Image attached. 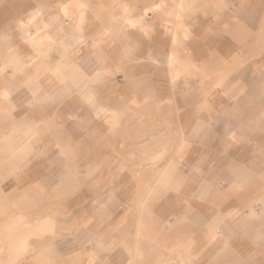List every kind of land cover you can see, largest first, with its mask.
Masks as SVG:
<instances>
[{
    "label": "crops",
    "instance_id": "0c3cea01",
    "mask_svg": "<svg viewBox=\"0 0 264 264\" xmlns=\"http://www.w3.org/2000/svg\"><path fill=\"white\" fill-rule=\"evenodd\" d=\"M196 2L167 22L172 0H0V177L5 162L24 174L0 179V220L31 218L20 209L33 187L51 190V156L88 134L140 116L167 119L176 139L143 200L127 172L100 209L82 190L73 235L36 251L53 246L60 264H264V51L251 41L264 0H224L219 15Z\"/></svg>",
    "mask_w": 264,
    "mask_h": 264
},
{
    "label": "rangeland",
    "instance_id": "374dc122",
    "mask_svg": "<svg viewBox=\"0 0 264 264\" xmlns=\"http://www.w3.org/2000/svg\"><path fill=\"white\" fill-rule=\"evenodd\" d=\"M198 1L201 7L193 11L196 14L219 15L227 10V6H223L224 0ZM162 2L164 8L168 0ZM186 15L189 12L181 19ZM159 18L162 19L160 16ZM251 41L254 43L252 47L264 51V22L259 32L252 35ZM233 66L234 62L231 63V67ZM142 117L146 119L145 116ZM131 119L134 116L127 120L121 131L115 135L110 134V138L109 133L95 138L88 134L85 138L69 144L64 156H51L47 170L51 190L45 193L43 187H33L30 195L27 194L29 205L20 209V212L30 215L31 219L45 215L53 217L57 234L52 238H45L44 241L61 242L70 238L83 220L81 209L75 207L76 203L71 199L82 190L92 191L94 199L113 191L109 186L123 172L129 173L135 180L136 196L142 195V200L145 198L152 187L156 170L152 180L143 178L150 176L151 167L168 155L176 141L172 138L175 133L167 119L162 122L149 121L147 128L142 125L140 116L135 121H130ZM158 156L160 159L155 158ZM37 242L33 241V244H38ZM60 263V258H55L49 264Z\"/></svg>",
    "mask_w": 264,
    "mask_h": 264
},
{
    "label": "bare ground",
    "instance_id": "6f19581e",
    "mask_svg": "<svg viewBox=\"0 0 264 264\" xmlns=\"http://www.w3.org/2000/svg\"><path fill=\"white\" fill-rule=\"evenodd\" d=\"M172 1L174 3V6L172 12L169 13L167 22L174 21L176 18L181 19L185 13L191 12L189 10L193 7L194 3V0ZM33 139L36 138L31 137L27 140L32 143ZM160 156L155 158H159ZM3 165V176H1L0 179L6 180L11 176L14 177L18 182H20V178L23 177L24 174H22L18 170H15L12 167V164H10L9 162H5ZM157 188L158 187H155L154 191H156ZM112 192L113 191L102 195L99 198L100 201L95 202L96 209H100L102 207L101 200L106 196L112 194ZM9 208L10 206H8L4 201H1L0 199V214H8ZM17 214H10L9 216L4 217L2 220H0V264H49L55 258L62 259L56 249L51 245L40 248L37 251L32 245L33 241H41L45 238H52L55 236V234H57L56 222L54 221L53 217L45 215L31 219L29 217H24ZM54 243L57 247L59 242ZM73 252L74 250L70 248L64 254L71 255ZM87 257L89 260H91L90 251L87 252ZM184 260L187 261L188 259L184 257Z\"/></svg>",
    "mask_w": 264,
    "mask_h": 264
}]
</instances>
